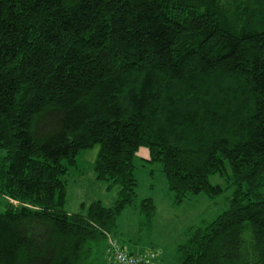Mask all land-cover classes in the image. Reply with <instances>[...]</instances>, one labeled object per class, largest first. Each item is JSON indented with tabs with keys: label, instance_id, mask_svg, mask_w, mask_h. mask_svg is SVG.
Here are the masks:
<instances>
[{
	"label": "trees",
	"instance_id": "16d2710c",
	"mask_svg": "<svg viewBox=\"0 0 264 264\" xmlns=\"http://www.w3.org/2000/svg\"><path fill=\"white\" fill-rule=\"evenodd\" d=\"M95 148L118 199L67 213ZM141 148L175 204L219 197L211 176L231 190L174 264H264V0H0V264L167 263L117 238ZM138 209L149 225L153 201Z\"/></svg>",
	"mask_w": 264,
	"mask_h": 264
},
{
	"label": "rangeland",
	"instance_id": "374dc122",
	"mask_svg": "<svg viewBox=\"0 0 264 264\" xmlns=\"http://www.w3.org/2000/svg\"><path fill=\"white\" fill-rule=\"evenodd\" d=\"M96 152V148L82 151L78 156L76 172L73 171L68 176L69 186L64 207L67 213L85 214L91 203L99 201L104 206L110 207L118 199L117 186L108 190L104 183L95 179L93 168ZM145 155V149L141 148L134 157L137 205L127 207L120 215L118 231L124 236L117 238L133 254L158 249L162 252L163 260L168 258L167 263L164 264H174L176 247L184 240L188 230L191 227H201L205 222L212 221L224 212L231 190L227 189L225 182L215 175L209 178L210 183L225 185L224 192L219 197L209 199L200 194L175 204L174 194L168 189L160 165L144 161ZM145 198L153 201L156 211L149 225L144 222L145 219L138 209L140 201ZM7 200V198H0V212L3 211L4 201L7 202ZM106 241L107 244L103 249L110 247L109 236ZM170 257H172L171 260ZM107 264L112 262L108 260Z\"/></svg>",
	"mask_w": 264,
	"mask_h": 264
},
{
	"label": "built area",
	"instance_id": "2783aa9c",
	"mask_svg": "<svg viewBox=\"0 0 264 264\" xmlns=\"http://www.w3.org/2000/svg\"><path fill=\"white\" fill-rule=\"evenodd\" d=\"M110 245L112 246V248H115L112 242L110 243ZM112 255L117 264H148L149 262L144 258L139 260L135 259L134 257L128 256L127 254L121 252L118 248L112 251ZM151 257H153V254H151Z\"/></svg>",
	"mask_w": 264,
	"mask_h": 264
}]
</instances>
